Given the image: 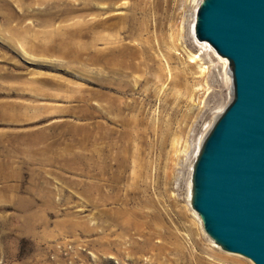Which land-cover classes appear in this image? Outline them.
I'll return each mask as SVG.
<instances>
[{
	"label": "rangeland",
	"instance_id": "rangeland-1",
	"mask_svg": "<svg viewBox=\"0 0 264 264\" xmlns=\"http://www.w3.org/2000/svg\"><path fill=\"white\" fill-rule=\"evenodd\" d=\"M189 2L0 0V264H254L190 206L232 81Z\"/></svg>",
	"mask_w": 264,
	"mask_h": 264
},
{
	"label": "water",
	"instance_id": "water-1",
	"mask_svg": "<svg viewBox=\"0 0 264 264\" xmlns=\"http://www.w3.org/2000/svg\"><path fill=\"white\" fill-rule=\"evenodd\" d=\"M193 26L228 60L232 95L194 158L190 206L223 250L264 264V0H199Z\"/></svg>",
	"mask_w": 264,
	"mask_h": 264
},
{
	"label": "bare ground",
	"instance_id": "bare-ground-1",
	"mask_svg": "<svg viewBox=\"0 0 264 264\" xmlns=\"http://www.w3.org/2000/svg\"><path fill=\"white\" fill-rule=\"evenodd\" d=\"M190 2V4H192L193 6H195V8H194V10L193 11H195V9H196V6L198 5L197 3H198V1L199 0H189ZM192 13V12H191ZM194 13V12H193ZM193 17H194V15H193ZM194 18H193V21H192V34H193V36H194ZM177 36L178 37H180L181 35H180V33L179 32H177ZM195 38V37H194ZM195 40H196V38H195ZM196 42L199 44V45H204L209 51H211V52H213V53H216V51L213 49V47L208 43V42H206V41H197L196 40ZM202 43V44H201ZM200 49L203 51V52H205L206 53V51H205V48L204 47H202V46H200ZM202 51L201 52H199V53H197L196 54V52L195 53H189V57L192 59V60H194V59H197V58H199V56L201 55V54H203L202 53ZM207 54V53H206ZM218 56V55H217ZM224 58V57H223ZM218 60H219V62H220V65L223 67V79L225 80V83H226V85H228V78H227V75H226V73H225V68H226V72H227V66L225 65V63H226V61L224 60V59H222L221 57H219L218 56V58H217ZM226 59V58H225ZM202 66V65H201ZM204 70H205V67L203 66V67H201L200 68V71H201V73H203L204 72ZM229 72V71H228ZM229 77H230V75H229ZM230 83H231V77H230ZM231 89H232V87H231ZM231 95H232V90H231V94H230V98H231ZM213 124V123H212ZM211 127V126H210ZM210 129V128H209ZM208 132V131H207ZM201 141H202V139L200 140V143H199V145H198V148L197 149H199V147H200V144H201ZM187 148H188V146L187 145H184V149H182L183 150V152H186L187 151ZM197 151V150H196ZM190 170H191V168H190ZM189 187H188V189H190V179H189ZM189 194H190V190H189Z\"/></svg>",
	"mask_w": 264,
	"mask_h": 264
}]
</instances>
